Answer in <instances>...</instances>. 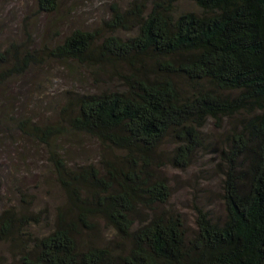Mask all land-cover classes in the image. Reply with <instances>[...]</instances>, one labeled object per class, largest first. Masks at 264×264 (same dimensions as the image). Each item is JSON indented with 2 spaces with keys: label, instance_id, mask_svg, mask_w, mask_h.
<instances>
[{
  "label": "trees",
  "instance_id": "trees-1",
  "mask_svg": "<svg viewBox=\"0 0 264 264\" xmlns=\"http://www.w3.org/2000/svg\"><path fill=\"white\" fill-rule=\"evenodd\" d=\"M35 5L51 14L58 0ZM105 24L108 34L75 28L53 46L0 45V202L15 194L0 240L13 264H264V0H131ZM47 58L108 86L67 91L55 121L20 118L5 84ZM209 119H228L215 166L225 213L199 207L190 231L158 168L189 167ZM41 149L48 204L9 170Z\"/></svg>",
  "mask_w": 264,
  "mask_h": 264
},
{
  "label": "rangeland",
  "instance_id": "rangeland-1",
  "mask_svg": "<svg viewBox=\"0 0 264 264\" xmlns=\"http://www.w3.org/2000/svg\"><path fill=\"white\" fill-rule=\"evenodd\" d=\"M131 0H58V9L51 14L38 11L35 0H0V45L9 40H26L33 48L53 46L72 29L98 30L101 34H108L105 22L110 19L112 5L117 3L123 8ZM181 10H199L193 2L181 1L178 3ZM135 31H120L122 36L134 34ZM102 79L101 75H94L88 67L75 62H62L54 59H43L35 64L23 76L10 79L6 82L9 88L8 95L18 111L17 116L32 118L33 120H57L56 110L65 104L67 91L78 92L97 90L107 84H95ZM114 85L119 81L113 79ZM61 100L60 103H58ZM50 119V120H49ZM228 126V119L223 122V127L216 126L214 120L209 119L205 126V145L196 152L193 162L186 169L172 165L159 166L158 173L167 178L171 188V201L169 206L178 210L184 218L186 227L192 231L195 228V219L199 207L209 210L216 219L224 218V203L222 200L221 174L216 171L221 147V132ZM88 154L97 157L95 148L98 146L94 140L88 141ZM0 154H6L3 152ZM79 156V155H78ZM85 157V156H84ZM1 158V157H0ZM5 159L1 163L5 164ZM18 166H10L12 172L18 171L23 186L38 185L34 188L38 193L40 203L48 204L52 201L47 192L41 191L38 182L46 171L47 159L45 150L41 154L28 153L27 161ZM224 167V164L221 165ZM47 188V187H46ZM56 190V189H55ZM4 200L0 207H7L14 202V188L6 193L3 190ZM11 196L9 200L6 196ZM102 236L109 237L112 232L100 225ZM41 227V226H39ZM42 228V227H41ZM37 229V228H36ZM10 242L0 240V264H13L10 256Z\"/></svg>",
  "mask_w": 264,
  "mask_h": 264
}]
</instances>
